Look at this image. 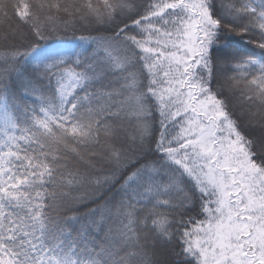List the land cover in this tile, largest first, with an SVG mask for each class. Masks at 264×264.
<instances>
[{
  "label": "snow or ice",
  "instance_id": "1",
  "mask_svg": "<svg viewBox=\"0 0 264 264\" xmlns=\"http://www.w3.org/2000/svg\"><path fill=\"white\" fill-rule=\"evenodd\" d=\"M0 264H264V0H0Z\"/></svg>",
  "mask_w": 264,
  "mask_h": 264
},
{
  "label": "trees",
  "instance_id": "2",
  "mask_svg": "<svg viewBox=\"0 0 264 264\" xmlns=\"http://www.w3.org/2000/svg\"><path fill=\"white\" fill-rule=\"evenodd\" d=\"M89 35L88 32L77 31L73 35L69 33L65 39L57 40L50 39L46 42L41 43L39 49L29 58V62L42 61L50 58L51 56L58 55L61 52L72 53L81 47L82 42L78 39L80 36ZM239 43V45L246 51H255V46L248 43V39L245 37L241 39L240 37H234ZM86 45V42H84ZM131 128V125L129 126Z\"/></svg>",
  "mask_w": 264,
  "mask_h": 264
}]
</instances>
